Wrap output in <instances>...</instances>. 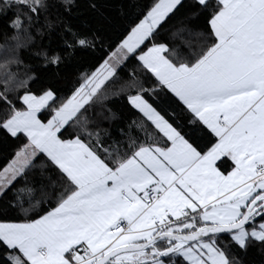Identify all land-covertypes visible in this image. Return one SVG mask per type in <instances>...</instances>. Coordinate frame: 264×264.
<instances>
[{"label":"snow or ice","instance_id":"obj_1","mask_svg":"<svg viewBox=\"0 0 264 264\" xmlns=\"http://www.w3.org/2000/svg\"><path fill=\"white\" fill-rule=\"evenodd\" d=\"M95 9L0 0V264L264 257V0Z\"/></svg>","mask_w":264,"mask_h":264},{"label":"trees","instance_id":"obj_2","mask_svg":"<svg viewBox=\"0 0 264 264\" xmlns=\"http://www.w3.org/2000/svg\"><path fill=\"white\" fill-rule=\"evenodd\" d=\"M87 5L88 0H82ZM97 4V9L85 11L84 15L90 19V22L102 27H115L119 25L124 16L129 11L131 0H94ZM4 43L3 38H0V45ZM23 56V51L21 52ZM88 67L87 63L84 68ZM15 70V69H14ZM74 79V76L71 77ZM7 155V149L0 146V163L4 162V157ZM246 259L249 264H261L262 259L258 250L250 252Z\"/></svg>","mask_w":264,"mask_h":264}]
</instances>
